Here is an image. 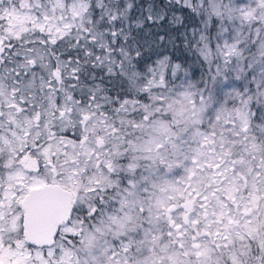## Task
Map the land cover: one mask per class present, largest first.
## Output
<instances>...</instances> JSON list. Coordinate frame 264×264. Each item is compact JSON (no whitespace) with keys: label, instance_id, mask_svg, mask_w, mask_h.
<instances>
[{"label":"rangeland","instance_id":"rangeland-1","mask_svg":"<svg viewBox=\"0 0 264 264\" xmlns=\"http://www.w3.org/2000/svg\"><path fill=\"white\" fill-rule=\"evenodd\" d=\"M245 1L240 3L244 9L249 6ZM145 5H150V0H83L71 6L64 0H0L2 264H224L222 255L214 252L207 240L204 243L192 240L193 229L202 238L213 231L219 232L224 243L233 246L231 261L238 264L242 257L251 256L250 240L256 236L257 242L262 240L260 229L264 220H260V215L264 214V188L257 189L252 200L239 202L235 200L233 178L214 182L228 186L224 192L226 200L214 199V207L231 211L228 203H233L235 214L222 212L213 219L209 216L201 219L192 208L194 202L185 200L178 208L170 209L176 211L174 218L178 226L169 225L170 216L166 219L162 213L165 200L180 195L195 199L206 187L207 176L194 172L186 188L179 184L186 182L184 175H177V182L174 176L165 180L168 185L165 184L162 195L149 202L147 226L139 223L144 208H139L137 199L132 201L129 196L121 199L122 204L128 205L124 215L122 208L117 207L113 209L115 212L107 214L109 218L105 221L106 216L101 212L99 217L103 220L97 224L91 222L93 229L81 218L91 208V214H95L96 205L93 208L91 203L99 198L98 191L103 192L104 187L116 183L110 180L109 171L99 166V172H94L91 178L79 180L70 173L77 170L75 163L81 167L84 157L95 153V146L102 143L105 135L115 132L114 121L130 126L131 121L125 120L129 113L150 111L151 116L154 104L161 114L186 112L189 95L185 88L194 87L189 76L184 79L185 84L172 85L183 74L179 65L164 57L157 59L146 74H139L136 69L139 53L130 37L143 30L144 24L159 19L158 12ZM258 5L251 4L249 10L255 11ZM117 90L124 94L137 92L147 102L123 101L120 97L123 93ZM194 113L199 122L205 121L207 128L221 130L222 125H213L205 109ZM148 120L145 115V122H135L145 136L138 146L147 154L145 159L157 163L161 155L158 150L166 140L163 136L172 132L171 122L162 115L155 122L147 124ZM176 143L189 144L184 137ZM29 166L43 169L36 174ZM182 168L187 173L192 171L185 162ZM213 170L218 171L215 166ZM261 171L263 175L264 169ZM144 180L154 181L148 177ZM51 181H58L75 196L77 215L73 216L71 226L63 229L71 234L84 232L81 253L64 251L59 257L56 247L31 251L23 241L22 198L30 189ZM234 230L239 236H234ZM108 233L116 237L114 241L129 242L123 252L116 253ZM219 239L213 238L212 243L217 244Z\"/></svg>","mask_w":264,"mask_h":264},{"label":"trees","instance_id":"trees-1","mask_svg":"<svg viewBox=\"0 0 264 264\" xmlns=\"http://www.w3.org/2000/svg\"><path fill=\"white\" fill-rule=\"evenodd\" d=\"M64 1L67 6H71L83 0ZM242 1L244 0H150V5L147 6L158 12L159 19L151 24H144L143 30L132 33L130 37L131 44L139 53V58L135 61L136 69L139 74H146L157 59L164 57L179 65L183 74L172 85H182L189 76L194 87L192 90L185 88L189 95L186 112L175 114L171 111L161 114L155 110L154 104L150 109L151 116L150 111H139L133 115L129 113L125 120L131 121L130 126L125 125L128 123L117 124L114 121L112 130L115 132L105 135L102 143L95 146V153L84 157L81 167L78 162L75 163L77 170H71L70 173L79 180L91 178L94 172H99V166L104 171L107 169L110 180L116 183L113 187H104L103 192L98 191L99 198L91 203L93 208L94 205L97 206L95 214H91V208L90 212L87 210L81 215L83 221L85 219L86 223L91 224L88 225L89 228L93 229L91 222L97 224L103 220V217H99L101 212L107 217L104 216L105 221L109 218L107 214H111L117 207L122 208L124 215L128 205L122 204L121 199L126 196L131 197L132 201L137 199L141 205L139 208H144L139 223L147 226L150 200L162 195L167 178L174 176V181L177 182L179 174L184 175L186 182L179 181V184L185 188L192 172L205 174L207 179L201 196L187 199L180 195L165 200L162 213L166 219L170 216L171 220L167 219V222L175 228L178 226L176 211L170 209L178 208L185 200L194 202L192 208L201 219L207 216L213 219L214 215L222 214L223 211L214 207V199L216 202L226 200L224 192L228 186L215 185V181L233 178L235 200L239 202L252 200L256 190L264 188V174L261 171L264 169V0L245 1L249 6L259 4L255 11L249 10V6L242 8ZM120 97L123 101L136 100L138 103L143 99L137 92L123 93ZM199 109L206 110L213 125H222L221 130L207 128L205 121L199 122L194 113ZM145 115L149 117L147 124L155 122L160 115L165 121L171 122L169 127L172 132L163 136L166 140L158 150L161 155L157 158V163L145 159L147 154L138 146L143 143L145 136L135 122H145ZM182 137L189 144L177 145L176 141ZM184 162L191 172L183 170ZM213 166L218 169L216 173ZM147 177L154 180L156 186L152 185V181L146 182L144 178ZM228 205L232 212L229 209L223 213L235 214L236 206L233 203ZM77 210L76 207L74 216L77 215ZM249 210L254 211L252 207ZM245 211L242 212L243 217ZM260 216V220H264V214ZM260 231L262 240L257 242V236L251 239V256L242 257L238 264H264V224ZM233 232L235 237L240 234L237 230ZM190 233L192 240H199L201 243L207 240L214 252L222 255L224 264H234L230 257V253L234 251L233 246L228 242L224 243L219 232L213 231L214 234L204 238L195 229ZM83 234L84 232L78 231L71 234L63 230L56 245L59 257L63 256L64 251L81 253ZM131 234L134 235L133 232ZM108 235L110 245L116 249V253L123 252L126 243L129 245L121 236L119 238L122 241H114L116 237L110 233ZM216 237L220 239L214 244L212 239ZM114 254H111L112 257Z\"/></svg>","mask_w":264,"mask_h":264},{"label":"water","instance_id":"water-1","mask_svg":"<svg viewBox=\"0 0 264 264\" xmlns=\"http://www.w3.org/2000/svg\"><path fill=\"white\" fill-rule=\"evenodd\" d=\"M29 170L34 171L31 166ZM24 199V241L36 249L53 248L61 228L73 219V192L50 184L30 190Z\"/></svg>","mask_w":264,"mask_h":264},{"label":"flooded vegetation","instance_id":"flooded-vegetation-1","mask_svg":"<svg viewBox=\"0 0 264 264\" xmlns=\"http://www.w3.org/2000/svg\"><path fill=\"white\" fill-rule=\"evenodd\" d=\"M32 168H33V170H34V171H32V172H33V173H36V174L39 173V171H42V169H43V167H39V168H37V169L34 168V167H32ZM36 170H37V171H36ZM50 184L59 185V184H58V181H57V182H55V181H51V182L48 183V184L39 185V187H36V188H40L41 186L50 185ZM59 186H60V185H59ZM62 187H63V186H62ZM63 188L66 189L65 187H63ZM32 189H35V188H32ZM32 189H30V190H32ZM30 190H29V191H30ZM67 190H68V189H67ZM28 193H29V192H28ZM28 193H27V194H28ZM27 194H26V195H27ZM26 195H24V197L22 198L23 200H22V202H21V204H20V210H22V204H23V201L25 200L24 198L26 197ZM73 195H74V194H73ZM74 207H75V200H74ZM1 209H2V205H1V203H0V210H1ZM75 210H76V207H75V209H74L73 216H74ZM23 217H24V211L22 210V231H23V221H24V220H23ZM72 218H73V217H72ZM72 220H73V219H72ZM70 223H71V222H70ZM70 223H69V224H70ZM69 224H68V225H69ZM68 225L63 226V228H65V227L68 226ZM63 228H61V231H60V233H59V235H58V237H57V239H56V240H57V243L59 242L58 239L61 237V235H62V233H63V230H64ZM23 232H24V231H23ZM22 238H23V241H24L23 233H22ZM24 242H25V241H24ZM25 243H26V242H25ZM57 243H56V245H57ZM26 245H27V243H26ZM56 245H55L54 247H56ZM27 247H28L31 251H32V250H33V251H35V250H36V251H42V250H44V251H48V250H53V248H54V247H53V248H50V249H42V250H41V249H36V248H33V247H29L28 245H27ZM3 256H4V245H1V246H0V258H2ZM0 264H2L1 261H0Z\"/></svg>","mask_w":264,"mask_h":264},{"label":"bare ground","instance_id":"bare-ground-1","mask_svg":"<svg viewBox=\"0 0 264 264\" xmlns=\"http://www.w3.org/2000/svg\"><path fill=\"white\" fill-rule=\"evenodd\" d=\"M8 110V109H7ZM3 136H5V135H3Z\"/></svg>","mask_w":264,"mask_h":264}]
</instances>
